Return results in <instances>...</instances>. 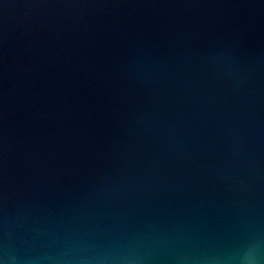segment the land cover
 I'll use <instances>...</instances> for the list:
<instances>
[{
    "label": "water",
    "instance_id": "water-1",
    "mask_svg": "<svg viewBox=\"0 0 264 264\" xmlns=\"http://www.w3.org/2000/svg\"><path fill=\"white\" fill-rule=\"evenodd\" d=\"M252 259L264 0H0V261Z\"/></svg>",
    "mask_w": 264,
    "mask_h": 264
},
{
    "label": "clouds",
    "instance_id": "clouds-1",
    "mask_svg": "<svg viewBox=\"0 0 264 264\" xmlns=\"http://www.w3.org/2000/svg\"><path fill=\"white\" fill-rule=\"evenodd\" d=\"M0 264H3V261H0ZM245 264H257V261L255 259H252V260L246 261Z\"/></svg>",
    "mask_w": 264,
    "mask_h": 264
}]
</instances>
